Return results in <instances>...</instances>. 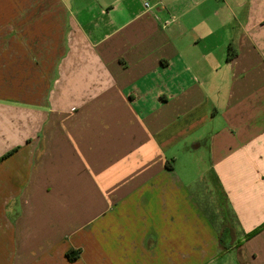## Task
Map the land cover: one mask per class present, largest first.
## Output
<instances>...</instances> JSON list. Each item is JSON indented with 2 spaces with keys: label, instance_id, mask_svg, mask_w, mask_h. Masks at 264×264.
Here are the masks:
<instances>
[{
  "label": "crops",
  "instance_id": "0c3cea01",
  "mask_svg": "<svg viewBox=\"0 0 264 264\" xmlns=\"http://www.w3.org/2000/svg\"><path fill=\"white\" fill-rule=\"evenodd\" d=\"M0 264H264V0H0Z\"/></svg>",
  "mask_w": 264,
  "mask_h": 264
},
{
  "label": "rangeland",
  "instance_id": "374dc122",
  "mask_svg": "<svg viewBox=\"0 0 264 264\" xmlns=\"http://www.w3.org/2000/svg\"><path fill=\"white\" fill-rule=\"evenodd\" d=\"M51 128H53L52 125H51ZM44 139H45V137H44ZM41 144L42 145H40V150L44 151V149H45V147H44L45 141L42 140ZM46 150H48V148ZM81 151L84 153V151L82 149H81ZM75 158H77V157H75ZM74 162H75V164H73L72 172H73V175H74V179L76 181L75 182L76 184L75 183H73V184H75L76 188L73 187V185H72V187L76 189V190H74V192H76V193L77 192L78 193L81 192L82 193V190H83L82 188L85 187V184L88 185V186H91L90 185V181H87L88 180L87 171L82 168V165L78 166L79 165L78 160L75 159ZM86 182H88V184ZM195 187H196V185H195ZM67 188H68L67 190H70L69 184H68ZM83 194H84V196L86 195L85 192ZM196 196H200L199 197L200 198L199 202H201V203L203 202L202 205H203V209H204L203 210V213L205 215L204 217H205V219H207L209 221V223L213 227L216 225V223L220 224L218 222H220L221 220L230 219L229 211L227 210V206L222 200H219L218 195L214 194V197H212L211 199H210L209 195H207V198L201 199V193H198ZM216 201L219 203V207H215L214 206ZM82 205L84 207L86 206V201L85 200H83ZM46 222H50V217L48 215H47ZM44 224L48 225L46 223H44Z\"/></svg>",
  "mask_w": 264,
  "mask_h": 264
},
{
  "label": "trees",
  "instance_id": "16d2710c",
  "mask_svg": "<svg viewBox=\"0 0 264 264\" xmlns=\"http://www.w3.org/2000/svg\"><path fill=\"white\" fill-rule=\"evenodd\" d=\"M71 254H72V253H68V257H69L71 260H73V258L71 257Z\"/></svg>",
  "mask_w": 264,
  "mask_h": 264
},
{
  "label": "built area",
  "instance_id": "2783aa9c",
  "mask_svg": "<svg viewBox=\"0 0 264 264\" xmlns=\"http://www.w3.org/2000/svg\"><path fill=\"white\" fill-rule=\"evenodd\" d=\"M145 5H146V7H148V8L150 7V4H149V3H146Z\"/></svg>",
  "mask_w": 264,
  "mask_h": 264
}]
</instances>
